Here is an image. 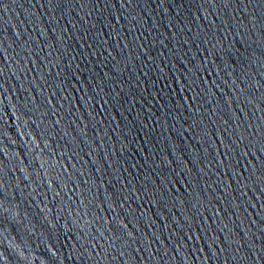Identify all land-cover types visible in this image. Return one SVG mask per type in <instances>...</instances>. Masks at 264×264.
<instances>
[{"label": "water", "instance_id": "water-1", "mask_svg": "<svg viewBox=\"0 0 264 264\" xmlns=\"http://www.w3.org/2000/svg\"><path fill=\"white\" fill-rule=\"evenodd\" d=\"M0 264H264V0H0Z\"/></svg>", "mask_w": 264, "mask_h": 264}]
</instances>
